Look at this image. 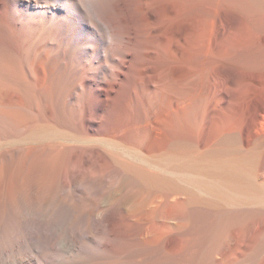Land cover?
<instances>
[{"label": "bare ground", "instance_id": "bare-ground-1", "mask_svg": "<svg viewBox=\"0 0 264 264\" xmlns=\"http://www.w3.org/2000/svg\"><path fill=\"white\" fill-rule=\"evenodd\" d=\"M0 264H264V0H0Z\"/></svg>", "mask_w": 264, "mask_h": 264}, {"label": "rangeland", "instance_id": "rangeland-1", "mask_svg": "<svg viewBox=\"0 0 264 264\" xmlns=\"http://www.w3.org/2000/svg\"><path fill=\"white\" fill-rule=\"evenodd\" d=\"M10 140H11V139H10ZM10 140H8L9 142L6 140V141H5L6 143L3 142L4 144H1V145H3V146H12V145L16 144V143H14V142H17V141H18V140L15 139V138H14V139L12 138L11 141H10ZM15 140H17V141H15ZM11 142H12V144H11Z\"/></svg>", "mask_w": 264, "mask_h": 264}]
</instances>
